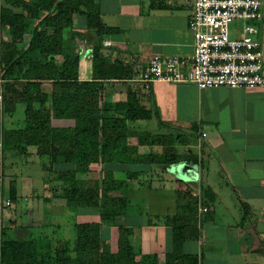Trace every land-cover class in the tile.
Instances as JSON below:
<instances>
[{
	"label": "crops",
	"instance_id": "obj_1",
	"mask_svg": "<svg viewBox=\"0 0 264 264\" xmlns=\"http://www.w3.org/2000/svg\"><path fill=\"white\" fill-rule=\"evenodd\" d=\"M96 2L103 22L114 29L103 37L104 55L111 62L128 64L134 71L131 79L112 78L105 83L103 105L115 108L116 103L127 101L129 94L135 95L153 113L146 129L172 137L169 148L159 146L154 150L178 156L169 165L127 167L130 171L146 170L147 184L135 181L128 192L131 202L126 214L103 223V240L115 251L119 227L130 228L129 238L137 259L157 253V264H166L165 255L175 250L178 232L181 254L196 257L198 264H264V88L200 89L195 83L162 81L148 87L140 77L154 55H193L194 36L189 21L194 0ZM259 26L264 42V20ZM74 29L86 31L85 16L78 17ZM7 34L4 29L5 38ZM69 34L67 29L66 39ZM75 46L83 53L84 61L90 63L91 42L77 38ZM58 60L63 57L58 56ZM49 86L47 91L51 93ZM53 124L65 127L72 126L74 121L56 118ZM150 149L142 146L140 152ZM36 150L28 149L31 159ZM19 156L26 158L13 153L4 166L9 174L8 181L2 180L3 193L9 196L11 182L15 181L18 200L5 213L0 238L30 236L38 239L41 249H47L48 241L55 246L66 239L57 236L66 226L75 231L77 223L102 221L97 208L68 207L59 196L60 190L54 192L58 183L51 182L42 169V161H38V180L22 168L17 172L16 168L21 167L17 162ZM97 166L101 176L104 166ZM73 167L57 164L55 169ZM124 170L115 166L118 176ZM79 178L94 179L92 171L79 174ZM179 181L193 193L208 188L207 204H195L189 197L179 199ZM41 228L47 229L46 235L40 232ZM177 264L188 263L179 259Z\"/></svg>",
	"mask_w": 264,
	"mask_h": 264
},
{
	"label": "trees",
	"instance_id": "obj_2",
	"mask_svg": "<svg viewBox=\"0 0 264 264\" xmlns=\"http://www.w3.org/2000/svg\"><path fill=\"white\" fill-rule=\"evenodd\" d=\"M0 2V25L3 30H8V38L0 32V70L7 79L0 116L2 113L15 118L18 106L24 104L25 108L24 124L20 122L23 126L5 129L3 124L0 125V138L4 141L0 153L11 151L24 155L30 162L28 149L36 147L34 159L42 161V169L51 182L58 183L59 189L54 192L60 190V198L70 208H97L102 220L75 224L73 240L66 238L55 246L48 241L47 249H41L34 237L3 235L0 238V264H157L160 256L157 253L137 259L129 238L130 228L119 227L115 251L102 237L103 223L126 214L131 202L129 190L136 180L148 176L144 175L146 170L130 171L127 167L164 166L178 159L177 155L169 156L154 150L159 146L169 148L172 137L146 129L153 113L135 95L129 94L127 101L116 103L115 108L102 103L106 82L112 78L134 77L128 64L111 62L103 53V37L113 33L114 29L103 22L96 0ZM79 16L87 19L85 32L74 29ZM67 29L70 34L66 39ZM77 38L91 42L90 63L77 51ZM58 56L63 60L59 61ZM111 69L114 72H110ZM142 82L149 84L148 87L153 83ZM48 85L52 87L51 93L47 91ZM56 118H69L74 124L55 126ZM142 146L151 149L142 153ZM57 164L74 167L58 170L55 169ZM96 164L104 166L101 176L79 178V174L93 171ZM4 166L3 163V170ZM115 166L124 167L125 173L116 175ZM2 180L0 178V196L4 195ZM146 180H140L141 184L146 185ZM178 184L179 199L189 197L195 204H207L208 188L198 190L201 193V199H198L195 196L198 192L193 193L183 181ZM6 197L17 202L15 181L11 182ZM176 235L175 250L165 255L166 264H177L179 259L198 264L196 257L181 254L178 232Z\"/></svg>",
	"mask_w": 264,
	"mask_h": 264
},
{
	"label": "built area",
	"instance_id": "obj_3",
	"mask_svg": "<svg viewBox=\"0 0 264 264\" xmlns=\"http://www.w3.org/2000/svg\"><path fill=\"white\" fill-rule=\"evenodd\" d=\"M263 20L264 0H194L189 21L193 55H154L142 81L190 82L200 89L264 88V42L259 26ZM6 80L0 70V104ZM3 147L0 138V152ZM195 196L201 199L200 192ZM13 207L9 197L0 196V224L5 211ZM201 209L208 211L207 207Z\"/></svg>",
	"mask_w": 264,
	"mask_h": 264
},
{
	"label": "rangeland",
	"instance_id": "obj_4",
	"mask_svg": "<svg viewBox=\"0 0 264 264\" xmlns=\"http://www.w3.org/2000/svg\"><path fill=\"white\" fill-rule=\"evenodd\" d=\"M4 34V30L2 29V36ZM24 105H19L18 106V110L15 114V118H11L9 116H3V114L1 113V118H0V125L3 124V126L5 127V129H10V128H17V127H20V126H23V125H20V122H22L24 124V119H25V115H24ZM14 119V120H13ZM16 120V125L12 126V122H14ZM12 126V127H11ZM158 130V129H157ZM13 154V152L11 151H6L5 152V157L7 156V160L5 161V159H2L3 158V155L4 154H1L0 153V178L1 180L3 179V181H8L7 177H8V174H9V171H8V168L5 167L4 168V171H5V174L6 176H3V163L5 164V166H7L8 164V158ZM29 159H26L24 157H18L17 159V162L19 163V165L21 167L18 166V168H16V171L17 172H21V168L25 171V172H28L29 174H34V180H38L39 178V159H32L30 160V163L29 164H26V162H28ZM96 168V167H95ZM100 168L99 166H97L96 169H94L92 171V177L93 178H97L99 177V171ZM140 180H146V177H142ZM3 224V223H1ZM68 226L65 227V230L61 231L57 236H61V238H67L69 240H73L75 238V232L72 230V229H67ZM71 228V227H70ZM40 232L44 233V235L47 234V229L46 228H41L39 229ZM34 233H37L36 230L33 231Z\"/></svg>",
	"mask_w": 264,
	"mask_h": 264
}]
</instances>
